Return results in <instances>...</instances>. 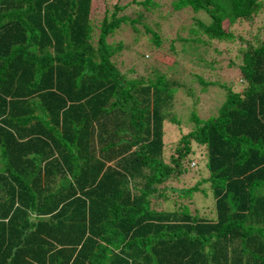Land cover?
<instances>
[{"label": "trees", "instance_id": "obj_1", "mask_svg": "<svg viewBox=\"0 0 264 264\" xmlns=\"http://www.w3.org/2000/svg\"><path fill=\"white\" fill-rule=\"evenodd\" d=\"M91 2L0 0V264H264V27L239 39L243 91L221 86L209 118L194 98L167 162L164 124L180 126L182 83L126 78L113 61L121 44L106 38L128 18L103 17L96 34ZM173 5L202 12L201 33L228 41L264 0ZM191 162L207 175L166 185ZM200 193L212 216L191 209Z\"/></svg>", "mask_w": 264, "mask_h": 264}, {"label": "rangeland", "instance_id": "obj_2", "mask_svg": "<svg viewBox=\"0 0 264 264\" xmlns=\"http://www.w3.org/2000/svg\"><path fill=\"white\" fill-rule=\"evenodd\" d=\"M145 1L147 0H92L91 18L96 34L99 32L103 17L110 19L111 14L115 12L114 18L123 16L128 18L106 38L108 44L113 46L121 44L120 50L113 56V61L126 78H152L153 73L160 72L182 83V87L178 88L174 95L175 114L180 126L178 128L170 123L164 124L163 141L166 144L164 156L168 162L170 156L174 154V143H177L181 134L187 133L190 129L187 119L194 98L199 100V106L196 108L199 116L209 118L216 115L223 103L224 90L221 86L227 85L237 93L245 88L237 68L242 59L239 49L243 47L239 39L240 37L247 39L250 34H258L257 29L259 30L260 26L264 27L260 20L264 17V8L261 10L260 18L254 23L247 24L242 20L233 24L230 28L233 39L218 41L208 39L201 33L197 20L208 22L202 12L194 13L189 7L177 10L173 5L175 0H149L147 5ZM138 15L141 16L139 19ZM129 20L138 21L131 24ZM143 24L155 31L160 44H153L152 36L145 31ZM261 36L264 37V32ZM206 64L210 66L207 67ZM194 74L209 82L205 94L204 85L198 82ZM202 165L200 163L199 168H202ZM193 167L191 162L189 173L168 181L166 185L176 188L191 187L207 175L206 173L198 175ZM196 197L191 209L212 216V212L204 209L212 205L210 195L203 196L200 193Z\"/></svg>", "mask_w": 264, "mask_h": 264}]
</instances>
